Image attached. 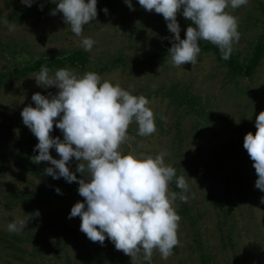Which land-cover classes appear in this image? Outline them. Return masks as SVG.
<instances>
[{
	"label": "rangeland",
	"instance_id": "1",
	"mask_svg": "<svg viewBox=\"0 0 264 264\" xmlns=\"http://www.w3.org/2000/svg\"><path fill=\"white\" fill-rule=\"evenodd\" d=\"M41 2L54 6L28 16L20 11L28 7L21 0H0V21L15 25L9 31L0 23V264H149L142 254L132 261L107 236L103 245L88 239L80 230L81 218H68L72 206L84 200L78 181L68 183L46 173L35 177L21 167L17 156L20 141L32 134L22 122V109L35 107L34 93L49 96L59 89L38 86L33 78L37 72L19 76L8 71L37 56L84 50V37L95 41L86 51V67L67 69L77 77L95 72L102 81L145 96L154 113L156 131L140 136L133 121L119 151L153 158L165 153L164 164L176 172L169 191L176 192L172 183L179 176L189 185L187 201L177 196L172 205L180 216L179 244L166 259L153 249L150 264H264V192L255 187L258 176L243 147L245 135L257 131L256 116L264 111V54L250 76L232 75L211 52H200L195 65L175 67L170 58L150 64L144 62L147 55L174 34L162 14L145 10L138 0H131V10L125 0H97V17L83 26L81 36L72 33L61 12L52 14L56 4L51 0L32 4ZM225 11L237 19L240 38L233 50L243 62L264 32V0H248L247 5ZM181 13L182 9L177 21L185 35L192 22ZM184 95L193 96L196 103L190 106ZM50 136L63 140L55 122ZM50 155L60 158L54 148ZM80 162L73 157L66 166L78 180L87 179L76 171ZM12 190L23 192L26 202L12 203ZM37 210L39 216L34 215ZM17 219L26 222L25 229L9 232L8 224Z\"/></svg>",
	"mask_w": 264,
	"mask_h": 264
},
{
	"label": "clouds",
	"instance_id": "2",
	"mask_svg": "<svg viewBox=\"0 0 264 264\" xmlns=\"http://www.w3.org/2000/svg\"><path fill=\"white\" fill-rule=\"evenodd\" d=\"M34 0H21L31 7ZM56 4L52 11L63 14L64 22L72 33L81 36L83 26L97 17V0H51ZM145 10L162 14L168 30L174 34L168 50L170 62L175 67L186 63L195 65L201 51L198 41H208L218 46L221 57L228 60L233 43L238 42L237 19L226 8L236 9L247 5L248 0H138ZM133 9L131 0H125ZM41 5V10H42ZM192 22L180 37L177 13ZM106 14L107 8L102 9ZM9 31L15 25L8 19L0 21ZM194 25V26H193ZM95 41L84 37L81 46L91 51ZM161 67V66H160ZM159 71V69H158ZM36 84L43 88L55 86V95L37 92L31 97L35 107L22 109V122L37 138L32 160L36 164L50 162L45 173L53 179L63 177L68 183L78 181V194L84 198L72 206L69 219L81 218L80 230L92 242L103 245L106 236L116 250L129 255L134 261L141 254L150 264L153 249L166 259L179 244L177 237L180 216L172 206L177 196L186 202L189 185L184 176L176 178L180 194L170 192L168 184L176 176L175 169L164 164L165 153L154 158L124 155L120 145L127 139L129 125L135 121L138 135L149 136L156 131L155 117L149 100L136 96L119 84L101 80L99 74L86 72L77 77L72 70L60 68L50 75L42 66L33 75ZM59 117L58 120L55 118ZM161 120L166 117L161 116ZM55 122L63 140L50 136ZM255 134L248 132L243 141L258 176L255 187L264 192V111L255 119ZM55 149L59 159L50 155ZM81 161L76 169L87 179H79L66 166L71 158ZM57 194H62L56 188ZM264 204V196L260 198ZM39 216L37 210L34 213ZM26 222L17 219L8 224L9 232L24 230Z\"/></svg>",
	"mask_w": 264,
	"mask_h": 264
},
{
	"label": "trees",
	"instance_id": "3",
	"mask_svg": "<svg viewBox=\"0 0 264 264\" xmlns=\"http://www.w3.org/2000/svg\"><path fill=\"white\" fill-rule=\"evenodd\" d=\"M41 5L43 6L42 10H49L52 9L54 6L41 2L37 4H32L31 7L20 9V11L29 16L37 11H42ZM184 36H185L184 33H180L181 39H184ZM172 38L160 48L154 49L149 55H147V57L144 59V62L155 64L159 60L170 58V53L168 52V50L172 46V43H175V41ZM199 46L201 49L200 52L202 53L211 52L213 53V55L217 60L222 61L223 64L228 66V68L232 72V75L238 73V74H243L245 76H250L253 70L255 69V67L257 66L260 58L264 54V32L258 36L257 42L254 45L251 54L243 62L239 61L240 55L237 50H233L230 58L228 60H224L221 57V52L218 46L208 41H203L199 43ZM87 62H88V53L86 51H84L83 49H73L59 56L41 55L33 58L32 61H28L23 64H15L13 65V69L8 71V73L9 74L13 73L19 76H27L33 72H39L42 66H47L50 69V71L57 70L60 68H67V67L84 69L86 67ZM169 95L173 96L174 93L171 92L169 93ZM184 97L187 98L188 104L190 106H193L195 102L193 96L184 95L183 98ZM223 120L225 125L227 127H230L231 122L227 119H223ZM51 133L52 131L50 132V134ZM37 143L38 140L33 133L28 135L18 144L17 156L21 167L25 171L29 172L31 175H34L35 177H41L45 173V169L47 168L48 162H41L40 164H36L33 162L32 158L35 155L39 154L38 150L34 151V147ZM172 184L174 186L176 193L180 194L182 190L176 186L175 180ZM21 194H23V192L19 190L10 191L9 198L12 200L11 202L15 203L17 199L22 200L23 197L21 196ZM22 202L25 203L26 201L22 200ZM183 208H185V206H183Z\"/></svg>",
	"mask_w": 264,
	"mask_h": 264
}]
</instances>
